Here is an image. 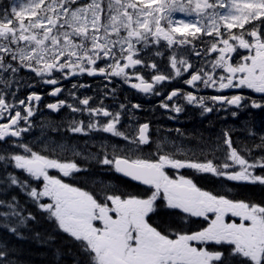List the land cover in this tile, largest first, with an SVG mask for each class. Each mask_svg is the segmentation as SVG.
<instances>
[{
  "label": "snow or ice",
  "instance_id": "6c2138e0",
  "mask_svg": "<svg viewBox=\"0 0 264 264\" xmlns=\"http://www.w3.org/2000/svg\"><path fill=\"white\" fill-rule=\"evenodd\" d=\"M178 52L191 58L179 59ZM22 69L53 86L46 95L56 102L44 107L87 116V123L73 122L67 132L95 130L122 140L111 151L102 143L105 150L85 160L148 186L142 194L106 186L101 196L64 182L88 170L64 162L66 152L79 155L71 145L26 139L42 95L32 91L17 98L13 78ZM84 74L103 79V93L81 98L71 91V102L60 99L61 81ZM116 78L138 81L132 89L160 97L159 107L173 120L185 111L181 99L201 116L224 112L223 119H236L241 112H264V0H0V196L8 197L0 199V229L20 240L28 230L31 239L47 245L66 234L78 249L74 264H264V201L202 190L181 174H211L233 188L264 187V127L244 125L249 138L258 140L252 147L234 146L233 128L189 147L182 129L160 136L151 121L140 122L134 113L142 105L119 101L116 87H109ZM173 79L187 90L166 92ZM85 87L90 85H72ZM207 90L214 94L203 95ZM209 145L213 150L206 153ZM13 189L31 198L37 214L9 197ZM162 207L178 219L157 223ZM38 217L57 232L32 231ZM192 217L203 218L200 228L188 227ZM64 254L56 248L53 264ZM17 259L11 245L0 241V264Z\"/></svg>",
  "mask_w": 264,
  "mask_h": 264
},
{
  "label": "flooded vegetation",
  "instance_id": "af4514ba",
  "mask_svg": "<svg viewBox=\"0 0 264 264\" xmlns=\"http://www.w3.org/2000/svg\"><path fill=\"white\" fill-rule=\"evenodd\" d=\"M3 4H9L11 0H2ZM178 16L182 14H177ZM197 47H200L197 45ZM150 55H154L151 54ZM177 57L179 59H190V54L188 52H178ZM152 62V60H149ZM147 79V77H145ZM138 81L132 80L128 84H124L119 78L112 81L109 87H116L118 93L119 101H129L131 104H141L142 108L135 111L134 115L139 119L140 122L151 121V127L159 130V135H167L166 129L180 128L185 133L189 140L184 141L188 146L194 147L196 144V138L194 135H190L192 132H197L196 129H203L202 131L215 137V133L221 128H233V140L234 146L239 145L240 148L245 147V145L240 141V137L244 130V125L251 123L257 125V130L264 127V112L259 110H252L251 113L245 111L233 119L230 116L227 119H223L226 115L224 112L204 114L200 115L199 109L195 106L188 105L186 101L181 99L178 101L179 104L185 106V111L179 114L178 120L169 119L166 110L159 107L160 97L154 95H146L140 93L138 90L131 88V83H136ZM105 81L100 78H94L87 76V74L81 75L78 78L69 77L61 81L60 87L62 88V94L60 99H69L68 93L71 91H76V95L83 98L84 96H96L99 97L105 88ZM73 84H84L90 85V87L80 88L79 90H74L72 88ZM31 85V86H30ZM0 86H3V82L0 81ZM13 89L16 91L18 99H23L29 95L32 91H36L38 94L42 95V102L39 106V111L33 118V129L30 134L26 137L29 143H36L41 139H46L54 141L60 144H68L75 148L79 155L73 156L72 152H66L63 155L66 157L64 162H77L82 168L87 169V174H80L73 177H64L63 180L66 183H72L74 186L82 187L85 190L95 191L101 196L107 189H118L119 191L140 193L138 190H143L148 186L138 184L128 178L117 175L111 172L106 167L96 166L94 159L85 160V157L98 154L105 149L101 148V144L108 145L107 150L111 151V147L114 145L122 146V140L120 138H113L110 134H104L102 132L93 131L88 135L83 134H71L66 131L73 122H78L84 120L87 123V116H81L79 113H72L70 110L61 109L59 113L53 112L50 109L44 107L45 103H54L57 98L50 97L46 93L50 92L51 85H45L39 81V78L35 77L29 69L20 70L17 75L13 78ZM183 88L187 90L186 86L182 85L178 80L173 79L168 82V87L165 88L166 92L172 91L174 88ZM205 96H210L214 94L212 90H207L202 93ZM258 95V94H254ZM105 104L112 105L114 102L111 99H106ZM126 117L122 116V121L126 120ZM135 125L133 124V127ZM119 128V126H118ZM219 128V129H217ZM123 131L124 129H120ZM244 134V133H243ZM208 135V136H210ZM173 139H176L175 133L171 134ZM208 138V137H207ZM249 136L245 134L242 140L248 142ZM155 139V136L153 137ZM249 143V142H248ZM250 144V143H249ZM212 151V150H211ZM211 151L205 150L206 153ZM169 171V170H168ZM50 175H54L57 178H61L62 174L56 170H50ZM169 175L172 174L169 172ZM176 178V175L173 176ZM187 178H191L187 176ZM194 183L195 179H193ZM107 182V184H106ZM109 182V183H108ZM112 184V187L109 185ZM197 184V183H196ZM165 209V207H164ZM228 219L233 220L235 218L228 217ZM229 220V221H230ZM239 220V219H235Z\"/></svg>",
  "mask_w": 264,
  "mask_h": 264
},
{
  "label": "trees",
  "instance_id": "16d2710c",
  "mask_svg": "<svg viewBox=\"0 0 264 264\" xmlns=\"http://www.w3.org/2000/svg\"><path fill=\"white\" fill-rule=\"evenodd\" d=\"M255 128L257 125H254ZM219 129V128H217ZM197 132H192L190 135H194L196 138V145L200 143H206L207 137L210 135L208 133L203 132L200 127L196 129ZM244 133V134H243ZM242 136L240 137V141L247 147H252L254 143H258L257 141H253L251 138H248V142L242 140V137L247 134L246 131H243ZM203 138V139H202ZM193 147V146H192ZM207 151L213 150V146L209 145L206 147ZM9 172H12V169H8ZM192 172V171H191ZM19 175V173H15ZM191 176H194L197 180V183L204 190H210L213 192H227L230 198H239L247 201H252L255 203H259L264 201V187L249 185L246 187H231L233 182H229L228 184H221L219 180L212 176L211 174H193L189 173ZM3 176V170L0 168V177ZM23 178V177H21ZM109 183V182H108ZM107 184V182H106ZM138 190L141 194L145 191ZM11 195H15L19 201L21 207H23L26 212H31L33 214H37V210L35 205L31 202V198H29L26 194L21 193L17 189H13L9 192V197ZM8 197L0 196V199H6ZM5 211V209L0 208V212ZM172 210H169L165 207L160 209V216L156 217L157 223L170 222L173 219H178L170 214ZM39 218V217H38ZM40 223L36 225H30L32 231H39L42 234L47 233H56L57 229L51 224V222L46 221L44 218H39ZM202 226L201 220H196L191 218L188 221V227L192 229H198ZM187 230V229H186ZM25 235V239H16L14 236L9 235L2 229H0V241H6L12 247V249L16 252L18 259L15 261V264H53L54 260V252L56 248L63 250L65 253L60 264H74L75 259H79L78 249L76 244L73 242L72 238L68 237L66 234L60 233L56 235L55 244L47 245L42 244L41 242L31 239V232L28 230H23Z\"/></svg>",
  "mask_w": 264,
  "mask_h": 264
},
{
  "label": "rangeland",
  "instance_id": "374dc122",
  "mask_svg": "<svg viewBox=\"0 0 264 264\" xmlns=\"http://www.w3.org/2000/svg\"><path fill=\"white\" fill-rule=\"evenodd\" d=\"M170 138L173 139L171 136H170ZM177 142L179 143L180 141H177ZM183 143L186 144L184 141H183ZM186 145H188V144H186ZM189 147H190V145H189ZM187 171H189V170H181V174H182V173H187ZM169 172H170L171 174H177V173H175L173 170H169ZM109 187H112V184H110ZM228 217H229V216H228ZM228 217H226V219H227ZM235 219H239V218H235Z\"/></svg>",
  "mask_w": 264,
  "mask_h": 264
},
{
  "label": "water",
  "instance_id": "95a60500",
  "mask_svg": "<svg viewBox=\"0 0 264 264\" xmlns=\"http://www.w3.org/2000/svg\"><path fill=\"white\" fill-rule=\"evenodd\" d=\"M130 179V178H129ZM135 182H137V183H139V184H142V183H140V182H138V181H135Z\"/></svg>",
  "mask_w": 264,
  "mask_h": 264
}]
</instances>
